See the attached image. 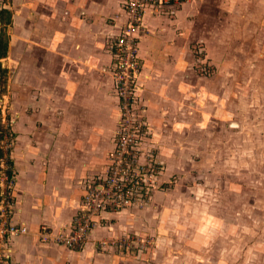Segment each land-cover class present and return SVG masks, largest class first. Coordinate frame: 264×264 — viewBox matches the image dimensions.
<instances>
[{
    "label": "crops",
    "instance_id": "1",
    "mask_svg": "<svg viewBox=\"0 0 264 264\" xmlns=\"http://www.w3.org/2000/svg\"><path fill=\"white\" fill-rule=\"evenodd\" d=\"M125 3L0 0V37L4 31L7 38L6 53L0 56V114L9 105L17 140L12 153L16 221L28 228L7 240L14 264H150L104 256L95 249L100 238L146 232L148 207L103 212L81 249L41 242L36 235L42 225L58 230L71 224L88 181L104 172L107 153L114 147L118 105L108 45L126 24ZM244 3L235 10L254 14L264 6V0ZM202 6L189 2L171 16H144L148 32L140 35L139 55L149 77L145 96L153 124L161 118L156 105H173L170 101L180 94L176 73L185 66L183 51L206 38L195 17ZM29 106L30 112L25 111ZM167 171L176 172L172 164Z\"/></svg>",
    "mask_w": 264,
    "mask_h": 264
},
{
    "label": "rangeland",
    "instance_id": "2",
    "mask_svg": "<svg viewBox=\"0 0 264 264\" xmlns=\"http://www.w3.org/2000/svg\"><path fill=\"white\" fill-rule=\"evenodd\" d=\"M189 2L203 5L195 17L206 38L183 51L185 66L176 73L180 94L173 105H156V124L149 119V77L139 55L135 117L146 131L140 162L153 159L161 169L148 180L152 187L147 185L142 203L112 213L151 208L147 231L100 238L95 249L150 264H264V6L249 14L235 10L244 0ZM114 94L118 118L105 167L124 117ZM10 113L7 105L0 114V160L16 176ZM167 164L176 172H168Z\"/></svg>",
    "mask_w": 264,
    "mask_h": 264
},
{
    "label": "built area",
    "instance_id": "3",
    "mask_svg": "<svg viewBox=\"0 0 264 264\" xmlns=\"http://www.w3.org/2000/svg\"><path fill=\"white\" fill-rule=\"evenodd\" d=\"M189 0H126L127 21L122 31L108 45L113 58L112 79L123 117L122 130L116 134V145L108 155L103 174L93 175L87 183L79 212L71 224L58 230L42 225L37 239L45 243L81 249L90 232L100 223L103 212H119L132 203H142L151 176L161 169L153 159L141 163L140 143L145 134V122L135 117L139 97V38L146 28L147 12L169 13L175 6ZM1 158V155H0ZM149 180V181H148ZM17 179L10 167L0 160V264H14L7 240L28 232L25 223L16 221L17 199L14 187Z\"/></svg>",
    "mask_w": 264,
    "mask_h": 264
},
{
    "label": "trees",
    "instance_id": "4",
    "mask_svg": "<svg viewBox=\"0 0 264 264\" xmlns=\"http://www.w3.org/2000/svg\"><path fill=\"white\" fill-rule=\"evenodd\" d=\"M6 47H7L6 33L4 31H2V34H1V37H0V56L4 55L6 53ZM1 154H2V151H1L0 155Z\"/></svg>",
    "mask_w": 264,
    "mask_h": 264
}]
</instances>
